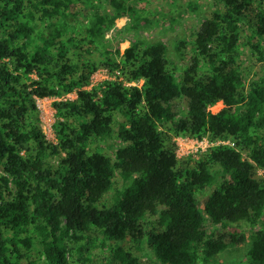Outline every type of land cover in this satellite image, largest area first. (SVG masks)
Masks as SVG:
<instances>
[{
  "label": "trees",
  "instance_id": "16d2710c",
  "mask_svg": "<svg viewBox=\"0 0 264 264\" xmlns=\"http://www.w3.org/2000/svg\"><path fill=\"white\" fill-rule=\"evenodd\" d=\"M97 1L0 0V264H140L146 249L160 264H211L247 242L240 225L253 231L250 264H264V0H220L180 76L165 43L134 41L100 66L143 86L87 90L100 66L83 43L144 0ZM243 39L260 65L250 80ZM74 93L54 103L48 142L37 99ZM177 135L233 145L178 159Z\"/></svg>",
  "mask_w": 264,
  "mask_h": 264
},
{
  "label": "rangeland",
  "instance_id": "374dc122",
  "mask_svg": "<svg viewBox=\"0 0 264 264\" xmlns=\"http://www.w3.org/2000/svg\"><path fill=\"white\" fill-rule=\"evenodd\" d=\"M93 4H99L97 0H88ZM103 10L110 12L108 2L104 3ZM138 13L116 21V27L107 31L95 45L89 42L83 43V48L89 53H84V60L96 62L100 66L103 60L102 54L104 51H110L116 56L123 55L134 41L151 43H165L168 46V58L175 68L176 75L180 76L186 69V62L193 54V42L195 33L201 28L202 23L207 18L212 17L215 13H221L223 6L220 0H144L136 5ZM83 5L77 3L73 13L83 11ZM110 14V13H109ZM112 15V13H111ZM88 23L77 25L75 36L80 40H87L86 26ZM181 42H185V47H181ZM181 48V52H179ZM242 57L243 69L246 71L248 80L259 74L260 65L256 58L251 54L250 49L246 45V40H242ZM118 52V53H117ZM182 55H186L183 60ZM262 74V73H261ZM110 81H120L127 86H143V81L136 83H128L123 74L119 71L112 72L110 69L100 66L98 71L93 75L90 85L86 88L92 90L98 87L101 83ZM77 94H71L62 98L37 99V106L40 111L41 128L47 138V141L57 144V137L54 131V126L57 121V112L54 108V103L58 101L76 100ZM186 110L188 102L183 103ZM224 108L223 103L210 108L213 114L218 113ZM176 144V154L178 159L193 156L199 158L212 147L216 145H233L229 141L212 142L208 138L197 139L187 135H177L173 139ZM112 144V143H109ZM107 151L110 149L107 147ZM260 172V176H262ZM10 187L13 188L12 184ZM214 190V187L209 188L205 193L197 197V201L201 207L205 199ZM114 192L108 196V201L112 199ZM240 232H243L248 237L247 242L241 246L228 248L217 258L213 259L211 264H250L248 252L252 247L253 231L247 225L237 226ZM211 231L214 228L209 227ZM42 247L35 246L29 254L31 260L35 261L40 258ZM97 255H101L98 251ZM140 264H160L150 249H146L141 254Z\"/></svg>",
  "mask_w": 264,
  "mask_h": 264
}]
</instances>
